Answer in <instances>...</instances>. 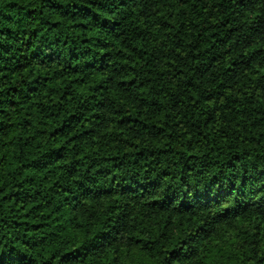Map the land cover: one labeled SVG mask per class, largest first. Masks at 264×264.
Masks as SVG:
<instances>
[{
	"label": "trees",
	"instance_id": "1",
	"mask_svg": "<svg viewBox=\"0 0 264 264\" xmlns=\"http://www.w3.org/2000/svg\"><path fill=\"white\" fill-rule=\"evenodd\" d=\"M0 264H264V0H0Z\"/></svg>",
	"mask_w": 264,
	"mask_h": 264
}]
</instances>
